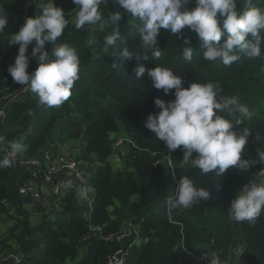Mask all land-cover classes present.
Wrapping results in <instances>:
<instances>
[{
  "label": "trees",
  "instance_id": "16d2710c",
  "mask_svg": "<svg viewBox=\"0 0 264 264\" xmlns=\"http://www.w3.org/2000/svg\"><path fill=\"white\" fill-rule=\"evenodd\" d=\"M31 1L26 9V0H0V7L7 13V25L14 30L13 33L27 17L37 15L41 11L39 6L47 2ZM248 1L250 5H247ZM54 4L64 10L69 20L57 43H67L76 50L80 63L79 79L71 89L70 98L59 107L49 108L40 104L38 96L30 89L12 100L3 115H0V136L7 142L22 140L27 155L36 157L52 133L56 132L60 140L66 135L67 126L58 125L52 129L53 126L49 128V124L56 120L73 126L68 118L72 116L79 122H82L83 117L89 124L96 121L100 126L104 125L109 133L118 132L121 128L123 136L132 140L134 146L131 143L126 146L124 158L127 171L116 175L108 160L115 153L112 140L110 145L108 142L94 145V150L88 141L83 155L94 151L100 156L98 160L104 162L97 167L92 178L96 194L88 218L86 208L76 205L68 195L62 208L49 210V213L42 216L41 222L33 224L31 211L18 193V187L32 179V173L13 163L11 167L0 169V213L16 222L12 228V231H16L13 235L19 251L16 264H109L122 251L123 244L117 236L126 225L138 227L143 236L155 237L156 240L142 244L141 248L131 249L125 264H167V259L172 255L163 252L160 260L161 248L155 249V242L166 245V250L177 255L174 249L179 246L175 240L180 242L182 239L188 250L194 253L200 249L202 252H216L226 264H264V209L255 223L236 222L230 219L228 213L233 199L230 188L239 183L241 177L258 171L264 162L246 171L229 169L222 175H205L193 168L191 162L181 163L183 151L177 149L169 152L164 142L157 140L155 134L144 126L148 114L159 111L154 105V98L167 102L174 99V90L165 95L162 90L155 89L147 72L136 78L135 58L126 60L118 54L124 47L137 54L144 53L140 22L128 16L118 0H107V5H101L105 21L109 14L121 13L117 25L120 37L105 52L103 37L112 33L114 25L108 22L94 30L77 29V6L72 0H54ZM249 6L260 7L262 3L238 0L237 13H242ZM9 33L4 31L6 38L1 39L0 36V96L13 92L19 86L18 83L10 86L13 79L10 74L7 77L5 72V61L11 59L10 63L13 64L18 52V45L8 47ZM185 36L196 49L191 61L183 58ZM261 36L264 37V31ZM224 39L222 36L221 42ZM33 45H29V54ZM44 47L47 50L50 45L46 43ZM157 47L162 52L159 59L153 58L150 50L144 53L148 61L141 60L140 63L146 68H169L182 77L184 87L194 81L218 82L222 88L221 95L238 97L249 108L251 118L239 117L237 114L236 118L242 122L236 125L235 130L238 134L245 128L251 132L241 158L258 160V150L264 151V43L261 44L260 57L249 59L241 53L240 59L230 66L223 65L220 60H205L201 41L187 27L182 30L181 37L177 38L161 29ZM36 67L37 60L30 57L27 71L31 73ZM219 114L233 119L226 113ZM88 131L89 126L85 136ZM166 156L172 160L173 172L165 164ZM0 159H3L1 155ZM156 161L158 163L155 165ZM184 176L191 178L196 187H206L211 195L207 201L198 202L188 209L177 208L172 218L180 223H172L168 220L166 200L174 192L175 181L178 182ZM262 180L264 176L257 178L256 182ZM192 217L202 220L204 225L195 227L194 222H190ZM182 224L185 225L184 232L179 231L178 225ZM198 230H202V236L194 234ZM239 246L240 253L236 250ZM172 264H178L176 258Z\"/></svg>",
  "mask_w": 264,
  "mask_h": 264
},
{
  "label": "clouds",
  "instance_id": "9594fccd",
  "mask_svg": "<svg viewBox=\"0 0 264 264\" xmlns=\"http://www.w3.org/2000/svg\"><path fill=\"white\" fill-rule=\"evenodd\" d=\"M255 1L256 4L260 3L259 0ZM261 1L264 2V0ZM237 2L238 0H118L128 16L140 22L141 47L144 53L150 50L152 57L159 59L162 52L157 47V43L161 29L167 30L177 38L181 37L182 30L187 27L201 41L203 58L207 61L220 60L225 66L238 61L241 53L249 59L262 55L261 44L264 43V37L261 36V32L264 31V8L249 6L238 14ZM72 3L77 6L75 12L77 29H89L85 27L89 25H98L97 28H102L108 22L114 25L112 33L103 37V47L107 52L108 47L120 37L117 25L121 20V13H111L105 21L100 6L107 5V0H72ZM247 5H250L249 1ZM39 7L41 11L33 17H27L7 40L8 47L18 45V52L14 63H10L9 73L6 76L10 74L14 80V83H12L13 80L10 81V86L18 83L28 87L38 96L40 104L49 108L59 107L70 98L71 89L79 79V57L76 50L67 43H57L69 24L64 10L56 6L54 0H47ZM7 19V13L3 7H0V33L6 28ZM222 36L225 37L223 42H221ZM183 40L185 45L183 58L191 61L196 49L188 37H183ZM33 41H35L34 45ZM93 42H95L94 39ZM46 43L50 45L47 50L44 47ZM29 45H33L30 54L28 53ZM144 53L137 54L124 47L118 54L126 60L135 58L136 78L142 77L147 72L155 89L162 90L165 95L169 94L170 90H174L172 100L166 102L161 98H154V105L159 111L148 114L144 121V126L155 134L157 140L164 142L169 152L181 149L182 161L185 164L191 162L193 168L199 169L205 175L209 173L222 175L229 169L246 171L249 167L264 162V151L259 150L258 160L241 158L251 132L245 128L241 134L237 133L236 125L242 121L236 116L239 114V117L250 119L252 112L239 101L238 97L221 95L222 88L215 81L205 83L194 81L184 87L182 77L171 69L160 66L146 68L143 63H140L141 60L148 61ZM30 57L37 60V67L31 73L27 71ZM8 60L11 62V59ZM7 94H1V96ZM219 113H226L233 119ZM4 142L8 143L10 151L5 156L0 154L3 157L0 159V169L11 167L12 157L25 151L22 140L7 142L3 136H0V144ZM42 149L43 147L38 150L36 157L42 156ZM84 150L85 146L80 156L71 155L81 160ZM86 163L93 165V178L97 167L102 166L104 162ZM263 168L264 166L255 173L242 177V182L250 176H253V179L235 193L228 207L230 219L236 222L255 223L260 216L264 209V180L256 182V179L264 176V173L259 175ZM63 187L66 191L71 189L72 181H65ZM175 188V195L171 196L173 192L166 200L169 212L177 208L188 209L198 202L207 201L211 195L206 187H196L188 176L179 178ZM86 194V191L81 192L82 197ZM90 194L93 200L91 209L87 204H79L76 197L69 195L76 205L86 208L87 218L93 209L96 194L92 180ZM20 196L24 198L23 195L20 194ZM64 202L65 198L62 199L60 206L53 209L62 208ZM132 229L134 235L144 241L143 244L155 239V237L143 236L138 227H132ZM150 234L153 235V232L151 231ZM145 237H148V240H145ZM120 243L123 246L119 255L125 256L123 262L125 264L131 251L130 247H126L131 240H120ZM201 259H206L207 264H226L216 252L203 254ZM180 261L177 263L179 264ZM191 262L201 264L194 258Z\"/></svg>",
  "mask_w": 264,
  "mask_h": 264
},
{
  "label": "rangeland",
  "instance_id": "374dc122",
  "mask_svg": "<svg viewBox=\"0 0 264 264\" xmlns=\"http://www.w3.org/2000/svg\"><path fill=\"white\" fill-rule=\"evenodd\" d=\"M258 2L262 3V6L260 7L264 8V2L261 0H259ZM31 3H32L31 0H28V1L26 0L24 8L27 9V7ZM85 27L89 29H95L98 27V25H89ZM4 31L8 33L10 32L9 34H11L13 33L14 30L8 25H6V28L4 29ZM4 31L0 33L1 39L6 38L4 35ZM5 64H6L5 72L8 74L9 73L8 67L11 65L10 61L9 60L5 61ZM28 90L29 88L27 89V91ZM2 96H5V95H2ZM68 118L70 122H72L73 126H69V123L67 122L65 123H62L61 121L56 122V120L52 121L49 124V128L53 126L52 129H54L58 125H63V126L65 125L67 126L66 127L67 132H66L64 139L62 140L59 139V137L56 135V132L52 133L47 144L43 147L41 151L42 156H45L47 153H52V154L69 153V154H74L76 156H80L83 150V146L87 147L88 141L90 142L91 149L94 150L93 148L94 145L99 144L101 142H105V144H107L108 142V145H110L111 140H112V146L115 151V156L113 157V159L109 158L108 160L112 166L114 174L116 175L123 174L127 171L128 166L126 164V160L124 157L126 156V153H127L126 146L129 142L125 140L122 134L123 130L121 128L118 130V132L111 133L113 132L111 131L109 133L106 131V128L104 125L100 126V123L96 121L93 124H89V121L85 117L81 119L82 122H79L78 119L72 116H69ZM65 120L67 121V117L65 118ZM88 126H89V131H88V134L85 136ZM58 129L59 128H57L56 131ZM117 141H120L118 145H117ZM27 153H28L27 150H25L22 153H19V156L21 157L28 156ZM98 159H100L99 154L92 151V152H86V154L82 157L80 161L83 163L84 162L92 163L95 161H99ZM239 180H240L239 183L237 184L235 183L234 186H232L229 190L232 197H234L235 193L243 186L242 177ZM41 188H42V198L44 202H47L51 205L59 204V201L55 200L53 197L49 195L48 190L46 189L47 186L41 185ZM24 199H25L26 205L29 207L31 211L32 215H30V219L33 224H37L41 222L43 220L42 216L49 213V210H46L45 208H43L42 205L36 202H32L26 199L25 197ZM175 210L169 212L166 206V211L168 213V220L170 222L174 221L172 223L179 224L180 222H177L173 220L172 218V215ZM169 218H171V220ZM190 222H194L195 227L204 225L202 223V220H199L197 217H192V220H190ZM14 223L16 222L13 221L12 218H10L8 215H5L4 213H0V264H14L15 262H17V259H19V254L17 253L18 245L13 235V233L15 234L16 231L15 230L12 231ZM178 226L180 228L179 231L184 232L185 225L182 224ZM194 234H197L196 236H202V230H198L197 232H194ZM119 239L122 241L131 240V243L126 247V248L130 247L131 249L141 248L142 244L144 243V241H141L140 239H138L136 235H134L133 229L130 225H126L123 228L122 235L119 237ZM154 240H156V238ZM175 242H178V246H179L174 249V253H176L177 255H173L172 251L166 250V245H162L159 241L155 242L156 243L155 249L161 248V250L159 251L160 260H162L163 258L162 257L163 252H169L172 255V257L167 259L166 261L167 264H172L175 258H176V263L180 259H183V261H180L179 264H193L191 262L193 260V257L188 255V252H191V250H188V248L185 246L184 239H182L180 242L175 240ZM188 242L192 244L190 240H188ZM155 249H153V252ZM179 250H180V254L178 253ZM201 253H202V249H200L199 251H195L194 255L200 257ZM152 264H157V262H153Z\"/></svg>",
  "mask_w": 264,
  "mask_h": 264
},
{
  "label": "built area",
  "instance_id": "2783aa9c",
  "mask_svg": "<svg viewBox=\"0 0 264 264\" xmlns=\"http://www.w3.org/2000/svg\"><path fill=\"white\" fill-rule=\"evenodd\" d=\"M12 83H14V80L12 81ZM124 138L134 146V142L132 140H130L126 136H124ZM119 142L120 141H117V145L119 144ZM9 151L10 149L8 147V143L4 142L3 144H0V154L2 156L7 155ZM114 156L115 153L113 156L111 155V158L113 159ZM166 161V166H168L173 172L174 166L169 156H166ZM12 163L14 165L19 164L20 166H23L32 173V179L28 180L27 183L21 185L18 188L19 193L23 195L26 199L42 205V207L46 210H51L53 209V207L60 206L62 203V199H64L67 195H73L74 197H76L77 202L79 204H87L88 208H92L93 200L92 195L90 194V188L93 175V165H90L86 162L83 163L69 153L57 155L47 153L45 156L41 157H31L29 155L21 157L19 156V154H16L12 157ZM157 163L158 162L156 161L154 164L156 165ZM181 163L184 162L182 161ZM263 173L264 168L259 172V175H262ZM252 179L253 176L245 178L242 182V185L248 183ZM67 180L72 181V188L66 191L63 185ZM177 183L178 182L175 181V187H177ZM41 185L47 186L46 189L48 190L49 195L55 200L59 201L58 205H51L43 201ZM82 191H86V196H81ZM175 191L171 196L175 195ZM169 219L171 220V218ZM121 235L122 232L117 237L119 238ZM144 239L148 240V237H145ZM236 250L238 253H240L241 246H239ZM211 253L212 251H204L199 257L195 256L193 252H188L190 256H192L195 260L199 261L201 264H207L206 259H201L203 254ZM18 260L19 259H17V261ZM111 261L112 262L110 264H123V262L125 261V256L116 254ZM14 264H16V262Z\"/></svg>",
  "mask_w": 264,
  "mask_h": 264
},
{
  "label": "water",
  "instance_id": "95a60500",
  "mask_svg": "<svg viewBox=\"0 0 264 264\" xmlns=\"http://www.w3.org/2000/svg\"><path fill=\"white\" fill-rule=\"evenodd\" d=\"M32 71H34V69ZM27 89L28 87H25V85H19V87L10 94L0 96V114L4 112L9 102L17 99L19 95L25 94Z\"/></svg>",
  "mask_w": 264,
  "mask_h": 264
},
{
  "label": "bare ground",
  "instance_id": "6f19581e",
  "mask_svg": "<svg viewBox=\"0 0 264 264\" xmlns=\"http://www.w3.org/2000/svg\"><path fill=\"white\" fill-rule=\"evenodd\" d=\"M29 174V173H28Z\"/></svg>",
  "mask_w": 264,
  "mask_h": 264
}]
</instances>
